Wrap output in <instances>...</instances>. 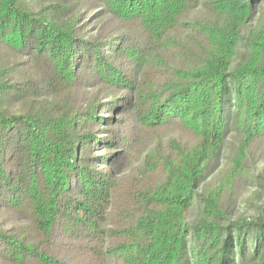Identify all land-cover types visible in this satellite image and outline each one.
Returning <instances> with one entry per match:
<instances>
[{"label":"trees","instance_id":"trees-1","mask_svg":"<svg viewBox=\"0 0 264 264\" xmlns=\"http://www.w3.org/2000/svg\"><path fill=\"white\" fill-rule=\"evenodd\" d=\"M0 264H264V0H0Z\"/></svg>","mask_w":264,"mask_h":264}]
</instances>
